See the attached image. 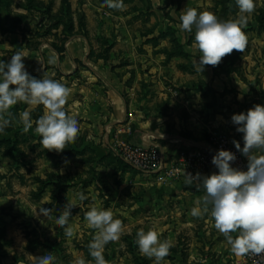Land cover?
<instances>
[{
	"label": "crops",
	"instance_id": "0c3cea01",
	"mask_svg": "<svg viewBox=\"0 0 264 264\" xmlns=\"http://www.w3.org/2000/svg\"><path fill=\"white\" fill-rule=\"evenodd\" d=\"M29 1H35L34 5L29 6ZM198 1L203 0H133L124 4L123 10L109 11L103 7L104 0H67L68 3L65 0H0V60L7 63L13 54L23 52L26 56L23 63L30 75L57 80L69 90L64 109L77 120L79 132L77 139L66 146L77 152L88 150L91 153L88 157L98 165L89 168L91 165L78 163L79 157H72L62 168L52 166L51 173L57 178L67 175L82 179L81 188L74 187L67 193L68 199L76 196L71 200L76 208L81 207L76 194L92 191L86 183L89 181L84 180L93 177L88 170L98 171L96 175L105 179L104 189L110 198L107 201L101 198L95 204L111 209L114 219L122 222L119 239L104 248L107 264H153L154 258L142 255L136 244V233L150 228L158 231L160 240L170 241L172 245L161 264H244L243 255H234L226 238L214 227L210 208L200 217L191 215L196 201H202L205 193L203 189L197 191L195 184L186 183L184 171L167 178L163 174L147 176L110 166L111 163L99 164L108 156L107 145L114 142L144 148L157 143L165 153L166 168L170 171L179 150L212 148V138L219 132L232 138L242 134L236 131L237 125L231 120L234 114H239L240 107L230 110L227 106L222 110L214 104L205 105L213 101V95H206L204 86L208 84L219 96L224 79L211 65L205 66L203 72L197 70L194 61L199 59L200 52L195 43L183 44L185 55L168 61L166 52L171 51V43L150 42L162 28H171L161 25L156 17L171 11V16L179 18L186 7L200 8ZM168 4L171 6L166 8ZM40 16L44 17L42 22L30 19ZM26 17L27 20L22 19ZM79 18L84 19L86 33L78 26ZM103 38H110L112 42ZM169 83L173 86L190 83L196 91L193 88L174 90ZM26 109L30 110L33 121L29 132L23 131L19 121L20 113ZM44 111L43 105L30 108L20 102L4 114L2 118L10 124L0 136V143L4 141L10 147L18 144L22 152L0 153L1 159L6 158L5 154L10 159L27 158L24 147L34 144L38 145L36 152L40 159L48 160V150L42 147L41 138L34 131L35 121ZM54 157H60L58 152L53 151L50 160ZM58 185L53 179L52 187L46 192L54 193ZM23 191L21 187L13 191L5 187L0 193V208L26 210ZM46 219L38 215L36 221L48 225ZM23 220L0 216V227L6 228V239L12 242L7 256L13 262L14 258L27 254V241L20 225L16 226ZM70 222L75 233L82 232L89 243L93 240L96 230L80 215L71 216ZM83 234L70 238L78 239ZM44 252L39 251L38 257ZM49 252L55 253L52 254L55 261L60 256L57 251ZM68 254L71 264L79 258L86 264H94L89 249H71ZM17 264L25 263L20 260Z\"/></svg>",
	"mask_w": 264,
	"mask_h": 264
},
{
	"label": "clouds",
	"instance_id": "9594fccd",
	"mask_svg": "<svg viewBox=\"0 0 264 264\" xmlns=\"http://www.w3.org/2000/svg\"><path fill=\"white\" fill-rule=\"evenodd\" d=\"M109 9L123 10V0H104ZM239 9L236 19L220 20L214 13L198 12L186 7L180 15L182 31L192 32L195 28V44L200 55L194 63L197 70L203 72L205 66H218L222 58L233 50L241 51L247 45L244 29L249 15L254 11V0H235ZM23 52H16L9 62L0 60V133L10 124L2 118L12 106L23 102L28 106H44V114L35 121V133L40 136V144L48 151L62 152L66 145L78 137L77 120L69 115L64 105L69 95L68 88L51 78L37 79L26 70ZM15 86V87H11ZM236 131L243 134L244 145L233 141L235 148L247 158V170L233 166L236 154L230 150H218L212 164L218 170L211 175L193 177L187 175L186 183L195 184L197 191L203 189L202 201L197 200L191 209L193 217L207 213L214 220V227L226 238L231 251L236 256L247 253H264V105L256 104L253 108L231 117ZM19 121L24 132L33 128L30 110L20 113ZM67 163V161H66ZM87 197L78 194L84 201ZM77 205L68 199L63 211L53 215L51 209H39L40 214L60 228H64L67 237L74 235L70 222L71 210ZM87 225L96 230L89 243V255L94 264H107L103 254L105 246L119 239L122 231L120 219H114L111 209H104L93 204L85 213ZM236 235H233V234ZM136 244L142 255L153 259V264L161 262L170 253L171 242L160 240L155 228L143 229L136 233ZM34 264H55L51 252L34 257ZM74 264H86L83 258L76 259Z\"/></svg>",
	"mask_w": 264,
	"mask_h": 264
},
{
	"label": "rangeland",
	"instance_id": "374dc122",
	"mask_svg": "<svg viewBox=\"0 0 264 264\" xmlns=\"http://www.w3.org/2000/svg\"><path fill=\"white\" fill-rule=\"evenodd\" d=\"M34 2L35 1H29L28 5L33 6ZM123 2L124 4H127L133 2V0H123ZM198 2L201 7L197 9H199L200 12L208 11L214 13L220 20L236 19L239 15V9L236 6L235 0H203ZM254 2V11L249 15L247 26L244 29L247 36V45L243 52L233 50L231 54L222 58V61L218 66H213L218 70L217 73L223 76L224 81L222 80L220 83V90L222 92L219 93V96H216L214 88L208 84L204 86L203 89L206 90V95L209 93L213 95V101H209L207 103L208 105L205 104L206 106L214 104V106L217 105L222 108V110L227 106L230 110L234 106H237L240 107V110L238 109L240 113L241 111L246 112L248 108L251 109L256 104L264 105V0H254ZM65 3H68L67 0H65ZM170 6L171 5L168 4L166 8H169ZM103 7L109 11H115V9H109L106 4H104ZM193 8H195V6ZM170 13L171 11L168 14H165V16H160V18L156 17L155 19H159L161 25L166 24L173 29L170 27L167 29L162 28L159 34L150 39L152 44H158L161 40H167L171 43V51L166 52L168 61L175 56H179V54L173 53L176 50H179L183 44L195 43V28H193L192 32H181V29H179L181 23L180 19L174 15L171 16ZM37 18L38 19L31 17L30 19L37 23L44 20V17L41 16ZM22 19L27 20L28 18L26 17ZM78 26L83 33H86L83 18H79ZM174 28H177V31H174ZM142 37H145V34H143ZM103 40L112 42L110 41V38L108 40L103 38ZM101 43L102 42L100 41L98 42L99 45ZM103 48L104 47H102V49ZM183 67L184 65L181 63L180 68L182 69ZM169 85H171L170 87L174 90H184L186 88L187 91L190 90V88H193V85L191 86L190 83L185 86H173L172 83H169ZM192 90L196 91L194 88ZM205 98L207 97L205 96ZM4 132L5 130L0 133V136L3 135ZM217 134L218 136H227L224 132H219ZM242 138L243 134L239 137L236 136L237 141ZM37 146L38 145L28 144L24 147V150L27 151V158L20 156V158L10 159L9 156L6 155L7 153H11L12 151V153L19 154L22 152L18 148V144L10 147L4 145V141L0 143L1 155L6 153V158L3 156L2 159L0 158V187L3 188L0 193L3 192L5 187L12 191L15 187H21L24 190L21 194L25 197L22 202L26 205V210L23 209L21 212L18 209L15 210L13 207L0 208V216L1 218L9 217L15 220L19 217L23 218L24 220L21 223H16V226L18 227L20 225L27 241V254L22 258H14L15 260L13 262V258L7 256V249L12 247V242H9L6 239V228L0 227V264H17L20 260L25 264H34V257H38L37 254L41 250H43V252H49L51 250L57 251L60 256L58 255V259L55 263L71 264L70 255L68 254L71 249H89V241L87 242L85 240L86 235L82 232H74V234H83V236L78 239L77 237L72 239L65 236L64 228H60L57 225L52 226L47 219L46 222L49 223L48 225L41 224L36 220L38 215H42L40 214L39 209L43 207L51 209L53 215H59L63 211V205L68 199V191L74 187L81 188L80 186H82V179H78V177V180L67 175L58 178L55 177L54 174L51 173L52 166L55 169H58L56 167L62 168L67 164L66 161L72 157H79L78 163H82L86 165V167L91 165L89 168H92L93 165L97 164V161L92 157H88L91 154L87 152L88 150L77 152L70 146H66L62 152H58L60 157H54L52 161L50 160V157L52 156L53 151H47L48 160L45 161L41 160L40 155L37 154ZM6 148H8V150H6ZM106 151L108 156L99 164L106 165L107 163H111L110 166L115 165L116 167L119 166L120 168H124L122 161L110 154L108 151V145ZM88 171L89 174H93V177H86L84 180L89 181L86 183L87 185H90L89 187L92 191L91 193H89V191L84 193L87 197L84 201L79 200L81 207H74L71 210V216L80 215L82 220L85 219V213L90 209V206L96 203V200L99 201L103 198V200L107 201L110 198L104 189L105 179L97 176L96 174L98 171H94V169H89ZM53 179L54 181L59 182L56 191L54 193H51V191L46 192V189L52 185ZM13 182L16 186L13 185ZM17 192L20 191H16V193ZM16 193L14 195H19ZM7 195L9 194L7 193ZM76 195L78 198V194ZM74 198H76V196H71L70 200H73Z\"/></svg>",
	"mask_w": 264,
	"mask_h": 264
},
{
	"label": "built area",
	"instance_id": "2783aa9c",
	"mask_svg": "<svg viewBox=\"0 0 264 264\" xmlns=\"http://www.w3.org/2000/svg\"><path fill=\"white\" fill-rule=\"evenodd\" d=\"M236 138L230 136H214L212 138V148H186L176 153L175 165L169 171L166 168L165 153L157 143L149 147H139L114 142L109 144L108 149L112 156L118 158L131 170L144 175L163 174L167 178L174 177L175 174L182 170L186 175L191 174L193 177L197 173L201 176L206 173L213 174L218 170L212 164L215 153L220 150H230L236 154L234 167L247 170V158L243 156L234 146L233 141ZM241 147L244 145L243 138L239 140ZM244 264H264V253L255 254L247 253L243 255Z\"/></svg>",
	"mask_w": 264,
	"mask_h": 264
},
{
	"label": "trees",
	"instance_id": "16d2710c",
	"mask_svg": "<svg viewBox=\"0 0 264 264\" xmlns=\"http://www.w3.org/2000/svg\"><path fill=\"white\" fill-rule=\"evenodd\" d=\"M173 54H179V55H185V53L183 52V48H179V50H176ZM124 168L126 169H130L127 165H125L123 162H122ZM131 170V169H130Z\"/></svg>",
	"mask_w": 264,
	"mask_h": 264
}]
</instances>
